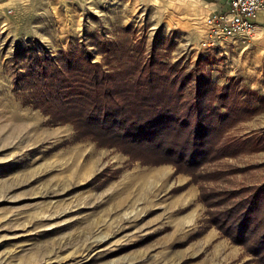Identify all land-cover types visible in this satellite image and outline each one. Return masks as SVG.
<instances>
[{
  "label": "rangeland",
  "instance_id": "374dc122",
  "mask_svg": "<svg viewBox=\"0 0 264 264\" xmlns=\"http://www.w3.org/2000/svg\"><path fill=\"white\" fill-rule=\"evenodd\" d=\"M220 1L0 0V264H264L214 224L264 186V17L249 40L210 44ZM71 51L119 79L173 66L187 103L194 71L216 105L222 88L240 92L252 112L219 138L239 147L186 168L95 140L60 105L36 104Z\"/></svg>",
  "mask_w": 264,
  "mask_h": 264
},
{
  "label": "trees",
  "instance_id": "16d2710c",
  "mask_svg": "<svg viewBox=\"0 0 264 264\" xmlns=\"http://www.w3.org/2000/svg\"><path fill=\"white\" fill-rule=\"evenodd\" d=\"M64 56V60L71 58L66 69L53 68L49 75L46 73L36 104H46L54 110L56 107L59 110L60 105L65 115L95 140L147 159H152L151 156L160 162L173 160L186 168H191L196 160L216 156L219 150L221 154L231 150L230 147H239L233 143L235 140L221 143L219 138L229 123L240 119L241 112H252L240 92L222 88L216 105L211 101L217 92L214 82L194 71L192 101L187 103L182 95L184 77L180 78L173 66L163 67V63L154 60L138 66V75L127 80L119 79L121 75L117 73L98 74L74 51ZM73 70L83 74L73 77L76 86L64 75ZM188 78L189 75L185 79ZM42 95H47L44 103ZM179 107L184 110L181 114ZM263 195L264 186L258 187L242 203L218 213L213 221L232 241L246 247L249 244V252L261 258H264Z\"/></svg>",
  "mask_w": 264,
  "mask_h": 264
},
{
  "label": "built area",
  "instance_id": "2783aa9c",
  "mask_svg": "<svg viewBox=\"0 0 264 264\" xmlns=\"http://www.w3.org/2000/svg\"><path fill=\"white\" fill-rule=\"evenodd\" d=\"M223 8H215L206 17L209 43L223 38L242 37L249 40L264 12V0H222Z\"/></svg>",
  "mask_w": 264,
  "mask_h": 264
},
{
  "label": "crops",
  "instance_id": "0c3cea01",
  "mask_svg": "<svg viewBox=\"0 0 264 264\" xmlns=\"http://www.w3.org/2000/svg\"><path fill=\"white\" fill-rule=\"evenodd\" d=\"M222 1H220L221 3ZM217 3H214V2H211V5H216ZM222 4V3H221ZM259 17H264V12H260L259 15H258V18Z\"/></svg>",
  "mask_w": 264,
  "mask_h": 264
}]
</instances>
